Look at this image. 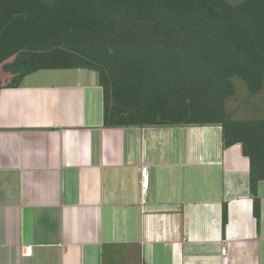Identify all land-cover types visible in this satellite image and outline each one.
Here are the masks:
<instances>
[{
	"label": "crops",
	"instance_id": "obj_1",
	"mask_svg": "<svg viewBox=\"0 0 264 264\" xmlns=\"http://www.w3.org/2000/svg\"><path fill=\"white\" fill-rule=\"evenodd\" d=\"M87 71L0 92V264H264L241 146L220 126L107 128Z\"/></svg>",
	"mask_w": 264,
	"mask_h": 264
},
{
	"label": "trees",
	"instance_id": "obj_2",
	"mask_svg": "<svg viewBox=\"0 0 264 264\" xmlns=\"http://www.w3.org/2000/svg\"><path fill=\"white\" fill-rule=\"evenodd\" d=\"M43 70L96 72L107 128L220 126L260 224L264 116L228 106L236 81L264 91V0H0V92Z\"/></svg>",
	"mask_w": 264,
	"mask_h": 264
},
{
	"label": "rangeland",
	"instance_id": "obj_3",
	"mask_svg": "<svg viewBox=\"0 0 264 264\" xmlns=\"http://www.w3.org/2000/svg\"><path fill=\"white\" fill-rule=\"evenodd\" d=\"M233 1L238 2L239 0ZM61 71L62 72H59V70H43L39 71V73L36 75H47V73L51 75L57 73H69L65 72L67 70ZM84 73L89 75L90 77H98V74L94 71L88 70ZM235 85L236 95L230 99L228 106L231 114H234L237 117H253L255 115L264 116V91L258 94H251L248 92L244 83L236 81Z\"/></svg>",
	"mask_w": 264,
	"mask_h": 264
},
{
	"label": "built area",
	"instance_id": "obj_4",
	"mask_svg": "<svg viewBox=\"0 0 264 264\" xmlns=\"http://www.w3.org/2000/svg\"><path fill=\"white\" fill-rule=\"evenodd\" d=\"M149 184H150V180H149V172H148V168L147 167H142L141 168V193L143 196H145L148 192L149 189ZM32 253V249L30 247L26 248V250L24 251L25 255H29ZM222 253H226V249L222 250Z\"/></svg>",
	"mask_w": 264,
	"mask_h": 264
}]
</instances>
